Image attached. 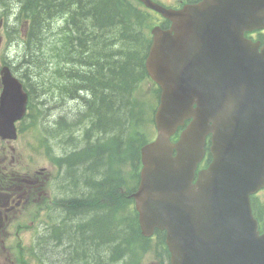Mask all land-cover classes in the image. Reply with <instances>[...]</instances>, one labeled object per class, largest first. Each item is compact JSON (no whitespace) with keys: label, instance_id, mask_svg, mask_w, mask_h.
Returning <instances> with one entry per match:
<instances>
[{"label":"trees","instance_id":"trees-1","mask_svg":"<svg viewBox=\"0 0 264 264\" xmlns=\"http://www.w3.org/2000/svg\"><path fill=\"white\" fill-rule=\"evenodd\" d=\"M117 2L118 0H26L25 3L28 12L33 13V34H38L43 29L54 8L60 13L69 12L71 24L76 27L79 36L73 37V40L65 39V43L58 48V53L61 59L69 54L70 57H76L71 69L67 71L74 76L73 80L77 85L82 83L81 88L90 97L83 102L86 112L76 113L80 114L77 115V122L62 126L65 133L73 131L74 127L79 129L78 124L86 114L85 118L91 124L90 134L99 135L89 148L79 150L74 155L80 158L77 163L79 178L86 173L93 177L85 189L77 183L76 190L82 196L87 195L88 200L94 198L91 202L94 204L76 198L75 206L71 205L69 210L76 217L74 213L83 211L86 207L85 212L80 213L90 223H63L66 226L49 238L55 242L54 246L59 251H63L66 263L61 264H112L121 251L126 249L127 238L131 234L130 228L122 227L125 224L115 221L112 211L102 207L100 201V196L104 193L102 178L107 177L109 172L104 152L109 151L106 147L115 145L118 140L123 142L128 136L135 119L134 86L144 73L142 58L145 49L141 35L131 24L123 22L114 4ZM121 3L125 8V3ZM106 45L110 48L106 49ZM103 144L105 147L101 146ZM84 178L85 176L82 179ZM125 232L128 235L121 238ZM65 234L67 242L63 243ZM62 236L65 238L62 239ZM44 253L53 258L50 253ZM54 263L58 264L55 260Z\"/></svg>","mask_w":264,"mask_h":264},{"label":"water","instance_id":"water-1","mask_svg":"<svg viewBox=\"0 0 264 264\" xmlns=\"http://www.w3.org/2000/svg\"><path fill=\"white\" fill-rule=\"evenodd\" d=\"M237 82V77L231 76L221 80L219 95L213 96L217 98L211 111L208 112L209 116L215 115L219 110L225 107L230 95L229 86ZM170 85V84H169ZM264 93V86L259 88ZM175 105H173V97L164 98L165 105L160 108V117L158 116V124L163 130L170 129L173 122L179 121L183 115L190 111V103L182 96H174ZM217 105H220L219 107ZM246 113V112H245ZM255 114L256 116L263 115L264 112H247ZM243 112L237 111H221L222 128L229 127L233 131L234 139L230 143H219V149L225 152L230 149L234 140L241 137L248 131L250 125L245 123H232L235 116H239ZM159 115V114H158ZM162 121L160 122V120ZM259 130V133L264 132V123L254 124ZM199 152V150H198ZM152 152L150 153V156ZM187 160L184 165L179 169L180 177L188 178L191 175V168L195 164V160ZM232 185L236 181V175L231 174ZM226 176L220 179L221 185H225ZM150 188H147L148 192ZM153 191V190H152ZM152 191L147 194H141L140 212L141 223L144 232L149 233L153 230L154 226L167 227L168 235L167 241L172 251L173 264H264L254 263L253 260L245 262V255L249 253L248 248L253 247L249 243L256 240L254 231H256V222L252 218L247 204L242 208L241 219L236 217L238 221L231 223H212L210 230L204 231L202 240L194 232H189L190 212L188 204L185 206V201L182 197L179 198L178 206L160 199V194L149 196ZM162 195L166 199H173V193L164 192ZM174 206V207H173ZM176 207V209H175ZM176 217L178 223L169 226L173 217ZM200 233L201 230H196Z\"/></svg>","mask_w":264,"mask_h":264},{"label":"rangeland","instance_id":"rangeland-1","mask_svg":"<svg viewBox=\"0 0 264 264\" xmlns=\"http://www.w3.org/2000/svg\"><path fill=\"white\" fill-rule=\"evenodd\" d=\"M115 19V17H114ZM116 21H119V18H116ZM82 26V25H81ZM87 29V28H85ZM87 31V30H86ZM110 48V46H108ZM107 45H106V49L108 48ZM104 49V50H106ZM116 57V56H115ZM114 57V58H115ZM110 66H112L110 64ZM134 73V71L132 72ZM143 88H146L147 89V96H150L151 93H150V87H148L147 84H144L143 85ZM149 104L151 105V108L149 109V111L147 112V117L150 118L152 116V113H153V107L155 106L156 104V99L153 100L152 102V98L149 99ZM71 106V110H74V106H73V103H70L69 104ZM81 108H85V106H79ZM79 107L76 108V110H79ZM85 113V112H83ZM86 115V114H85ZM85 115L84 117L81 119L80 123L78 124L80 127H82L83 129H87V134L89 135V139H91L89 141L90 145H91V142H94L93 138L99 136V135H91L89 134V127L87 126L88 124V121L86 120L85 118ZM85 118V119H84ZM51 122L49 121L48 122V126H49V139L52 143V136H54V140H56L57 138H60V137H63L64 136V133H65V129H63V126L62 125H59L61 127V129L57 130L55 128H52L51 126ZM64 131V132H63ZM68 133V132H66ZM76 138H77V134L75 132H71ZM152 135H154V133L152 132ZM27 138L28 139H20L16 142V148H17V151H18V154H20L22 156V160L20 162L21 166L23 167L21 173H24V172H28V173H31V172H34L35 170H37L40 167L44 166L46 168H49L50 167V162L51 160L46 156L44 155L43 153H41L42 156H34V163L33 165L29 164L28 160H27V156L29 155V153L31 152V149L27 146L26 144V141L29 140V135H27ZM78 140V139H76ZM54 144V143H53ZM77 145V148H78V145L79 143H75V146ZM55 144L53 145V148H54ZM103 184V191L104 193H106L108 196H110V190H112V187L111 185H107V184ZM86 210V207L84 208L83 211H78L77 213H74L76 217L74 216H67L66 214L65 215H62L61 216V221H64L66 224L73 222V223H83L84 225H87V222L90 223L86 218H83V215L80 213V212H85ZM39 219L42 221L41 225H37L36 222L33 223L32 221H30L29 217H28V210L26 211V215L24 217V224L27 226L28 225V228L26 227H23V229L20 231V235H17L16 236V225L12 226L11 228V237L9 240H7L6 244H5V241H3V245L0 243V264H7L9 263V259H8V255H7V249L6 247L8 246V244H11L12 242H16L18 241L19 239H22V241L26 244V245H29L32 241L33 238H40V236H43V233H44V230H46V226L48 224V222H50L49 219L46 218V216H38ZM57 219V218H56ZM31 224V225H29ZM38 226V228L40 229L41 228V233H37L35 232V226ZM72 225V224H71ZM122 226V225H121ZM80 227V225H79ZM60 232V230H59ZM128 235V232H125L123 235H121V238ZM66 236V239L63 240V243H66L67 242V235L65 234ZM44 237L46 238V243L42 244V247H41V250L43 251V249L50 253V255L53 257V259L55 260L56 263L58 264H61V263H66V258L63 257V251L62 250H58L54 244L55 242L49 240V238L47 236L44 235ZM62 239H64L65 237L62 236L61 237ZM120 241V238L118 237V242ZM117 243V242H116ZM65 245V244H64ZM66 246V245H65ZM105 247V246H104ZM116 252V251H115ZM59 253L61 255H59ZM112 253H113V250H112ZM116 255L117 252H116ZM35 258V257H33ZM34 263V261H32ZM36 263V261H35Z\"/></svg>","mask_w":264,"mask_h":264},{"label":"flooded vegetation","instance_id":"flooded-vegetation-1","mask_svg":"<svg viewBox=\"0 0 264 264\" xmlns=\"http://www.w3.org/2000/svg\"><path fill=\"white\" fill-rule=\"evenodd\" d=\"M178 1H198V0H178ZM45 177L43 175H40L39 178L37 179V183L33 185H26V189L24 190V193L17 198L24 196L26 193L30 192L32 193L33 191H36L38 194H41L43 192V186L45 184ZM7 179L6 176L3 177L2 180H0V192L4 193V196L7 198V201L9 203L7 204V208H10L9 206L12 205V203H15L17 198H15V194L13 192V186L11 185L10 179L8 180V184L5 185Z\"/></svg>","mask_w":264,"mask_h":264}]
</instances>
